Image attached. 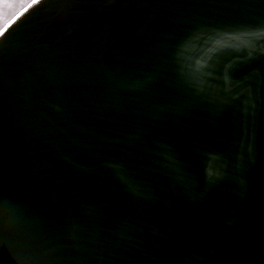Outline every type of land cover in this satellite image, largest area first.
<instances>
[{
	"label": "water",
	"instance_id": "water-1",
	"mask_svg": "<svg viewBox=\"0 0 264 264\" xmlns=\"http://www.w3.org/2000/svg\"><path fill=\"white\" fill-rule=\"evenodd\" d=\"M183 2L43 0L0 40V264H264V4Z\"/></svg>",
	"mask_w": 264,
	"mask_h": 264
},
{
	"label": "snow or ice",
	"instance_id": "snow-or-ice-1",
	"mask_svg": "<svg viewBox=\"0 0 264 264\" xmlns=\"http://www.w3.org/2000/svg\"><path fill=\"white\" fill-rule=\"evenodd\" d=\"M43 0H0V40L7 37L10 31L18 25L32 10L40 7ZM221 2L228 6H237L238 0H184L180 6L184 7H210L211 4ZM264 4V0H261ZM243 35L249 36H264V14H262L256 24L246 25L241 30ZM226 92H231V89H225ZM212 102L216 103L217 98L212 97ZM218 103L225 106L229 103L226 98H220ZM253 109L252 115L255 117V101H250ZM252 152V148H249ZM23 226V225H21Z\"/></svg>",
	"mask_w": 264,
	"mask_h": 264
}]
</instances>
